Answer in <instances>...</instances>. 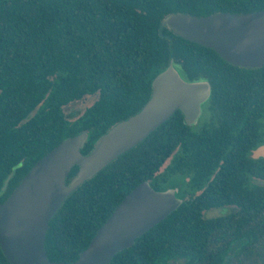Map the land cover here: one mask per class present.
<instances>
[{
  "label": "trees",
  "instance_id": "1",
  "mask_svg": "<svg viewBox=\"0 0 264 264\" xmlns=\"http://www.w3.org/2000/svg\"><path fill=\"white\" fill-rule=\"evenodd\" d=\"M263 9L264 0H0V203L66 138L88 131L87 154L108 129L139 112L172 58L185 79L212 84L197 126L177 111L64 202L47 233L50 260H78L142 182L164 189L187 175L180 196L201 193L111 264H264V158H250L264 143V66H236L162 26L175 12ZM94 94L95 103L70 121L64 107ZM78 172L74 167L69 180ZM224 206L236 210L204 216ZM0 264H11L1 246Z\"/></svg>",
  "mask_w": 264,
  "mask_h": 264
},
{
  "label": "water",
  "instance_id": "2",
  "mask_svg": "<svg viewBox=\"0 0 264 264\" xmlns=\"http://www.w3.org/2000/svg\"><path fill=\"white\" fill-rule=\"evenodd\" d=\"M162 26L174 34L215 50L225 61L245 68L264 66V9L256 12H216L207 16L175 12ZM212 95L209 80L183 77L174 58L152 81V94L142 109L112 126L85 154L88 131L63 140L41 158L11 196L0 203V246L11 264H111L114 256L130 248L143 234L175 212L186 198L180 186L156 189L151 181L134 188L97 232L79 259H49L46 238L53 217L86 181L94 178L130 151L177 111L188 126H197ZM250 158H264V143ZM78 174L69 180L72 169ZM13 173L6 179L8 188Z\"/></svg>",
  "mask_w": 264,
  "mask_h": 264
},
{
  "label": "rangeland",
  "instance_id": "3",
  "mask_svg": "<svg viewBox=\"0 0 264 264\" xmlns=\"http://www.w3.org/2000/svg\"><path fill=\"white\" fill-rule=\"evenodd\" d=\"M98 98H99V94L87 95L84 99L70 103L69 105L65 106L64 112L67 118L70 121H75L79 119L85 113V111L95 103V101ZM169 163H170V160H168L165 163V165L161 168L160 173L165 170V168L167 167ZM189 180H190V176H187V175H184L181 177H175L174 180L170 183V186H180L182 188L185 182H189ZM199 193H201V191H198L197 193H194V194H187L185 198L186 200H188L198 195ZM234 210H236L235 206H224V207L215 208V209L206 211L204 213V216L206 218L226 216L232 213ZM168 264H187V263H186V259L177 258V259L171 260Z\"/></svg>",
  "mask_w": 264,
  "mask_h": 264
}]
</instances>
